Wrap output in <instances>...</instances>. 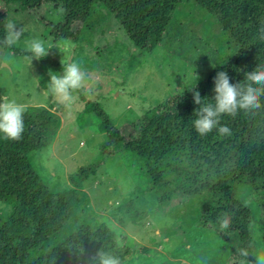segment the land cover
<instances>
[{"label":"trees","instance_id":"obj_1","mask_svg":"<svg viewBox=\"0 0 264 264\" xmlns=\"http://www.w3.org/2000/svg\"><path fill=\"white\" fill-rule=\"evenodd\" d=\"M14 3L25 11L53 5L51 14L58 23L47 25L50 35L72 42L79 40L97 8L103 7L135 48L147 54L162 43L175 15L199 9L215 19L233 49L228 61H221L195 83L193 90L202 98L214 96L217 72L226 71L230 82L237 83L244 80L246 72L264 64V0H0V38L8 19L7 7ZM190 88L145 113L131 125L128 135L112 125L97 104L88 105L86 115L99 119L98 128L107 136L100 148L103 158L125 153L159 208L174 201L184 208H198V226L233 242L227 264H246L237 250L246 248L254 253L252 209L245 201L249 196L263 211L259 223L264 242V107L222 117L221 123L231 128V136L216 130L200 136L192 126L199 105L193 103ZM26 109L20 140L0 134V203L12 207L8 217L0 215V264H96L98 251L111 253L122 263L130 249L117 244L109 227H93L83 218L86 211H77L80 205L89 208L80 186L89 168L69 176L71 190L59 194L52 193L34 170L29 156L52 144L61 120L51 107L33 105ZM128 204L130 220L137 222L141 214L131 211L132 202ZM225 212L232 223L221 231L217 218ZM147 249L141 247L140 251Z\"/></svg>","mask_w":264,"mask_h":264},{"label":"rangeland","instance_id":"obj_2","mask_svg":"<svg viewBox=\"0 0 264 264\" xmlns=\"http://www.w3.org/2000/svg\"><path fill=\"white\" fill-rule=\"evenodd\" d=\"M7 8V17L23 28V36L16 46L0 48V100L51 107L61 120L57 141L55 138L51 145L29 156L48 189L55 194L70 191L69 176L80 168H89L80 181L89 208L80 205L77 211H86L83 218L91 226L109 227L117 236V244L130 249L121 264H227L234 251L233 242H225L214 230L198 226L196 207L184 208L174 201L159 208L125 153L108 159L100 155L107 136L98 128L100 120L86 115L87 106L97 104L112 125L130 134L131 125L145 113L169 97L183 94L221 61L232 57L230 41L215 19L199 9L183 10L181 16H174L162 43L147 54L135 48L105 8L98 7L79 40H66L69 49L65 54L53 47L48 56L31 60V54L24 50L26 38L35 36L46 46L61 41L55 40L47 27L58 23L51 14L55 9L48 5L25 11L19 3ZM58 13H62L59 7ZM5 58L7 63L3 62ZM62 59L65 64L80 63L89 74L86 89L74 92L70 105L46 92L49 71L60 73ZM245 201L252 209L255 253L264 249L259 223L263 211L254 197ZM130 202L131 211L141 214L137 222L130 220ZM11 213L10 205L0 203L3 218ZM141 247L148 249L141 252Z\"/></svg>","mask_w":264,"mask_h":264},{"label":"clouds","instance_id":"obj_3","mask_svg":"<svg viewBox=\"0 0 264 264\" xmlns=\"http://www.w3.org/2000/svg\"><path fill=\"white\" fill-rule=\"evenodd\" d=\"M3 26L4 35L0 38V48L16 46L23 36V28L11 18L6 19ZM53 47L65 54L69 49V42L61 40L46 46L44 40L35 36L24 41V50L31 54V60H40L48 56L49 50ZM3 62L7 63V58ZM61 65L60 73L49 71L50 79L46 85V92L58 102L70 105L75 99L73 93L86 89L89 74L78 62L65 64L62 59ZM213 83L214 96L211 99L202 98L198 90H193L195 83L190 88L193 103L199 105L194 111L196 118L192 121V126L200 136H205L213 130L222 136H231V128L221 123L222 117H235L240 111L254 112L264 107V64H258L253 71L246 72L242 82L231 83L228 73L219 71ZM26 110V106L15 99L0 100V134L5 139L18 141L22 138ZM217 223L221 231H226L231 227L232 218L225 212L217 218ZM237 252L245 258L246 264H264V249L250 254L246 248H239ZM95 262L121 264L119 257L106 251H98Z\"/></svg>","mask_w":264,"mask_h":264},{"label":"crops","instance_id":"obj_4","mask_svg":"<svg viewBox=\"0 0 264 264\" xmlns=\"http://www.w3.org/2000/svg\"><path fill=\"white\" fill-rule=\"evenodd\" d=\"M60 133H61V128L59 127V130H58V133H57V135H56V141H57V139L59 138V135H60ZM55 142V141H54Z\"/></svg>","mask_w":264,"mask_h":264}]
</instances>
